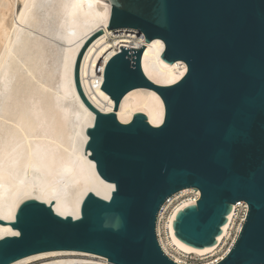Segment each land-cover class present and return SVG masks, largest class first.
Masks as SVG:
<instances>
[{
    "label": "water",
    "instance_id": "obj_1",
    "mask_svg": "<svg viewBox=\"0 0 264 264\" xmlns=\"http://www.w3.org/2000/svg\"><path fill=\"white\" fill-rule=\"evenodd\" d=\"M108 1L107 31L131 28L145 42L160 39L163 61H182L187 71L172 85H155L141 69L145 46H120L100 87L113 111L102 113L84 97L78 69L103 30L85 42L74 69L78 94L95 114L85 150L114 189L108 200L87 193L77 219L55 214L53 201H23L13 222L0 221L19 233L0 239V264L58 250L92 253L107 264H178L162 250L156 222L165 200L187 188L200 197L175 215L180 241L198 249L215 245L232 204L243 200L242 229L216 264H264V0ZM138 87L161 97V125H150L142 113L118 121L121 99ZM225 128L234 134L225 137Z\"/></svg>",
    "mask_w": 264,
    "mask_h": 264
},
{
    "label": "bare ground",
    "instance_id": "obj_2",
    "mask_svg": "<svg viewBox=\"0 0 264 264\" xmlns=\"http://www.w3.org/2000/svg\"><path fill=\"white\" fill-rule=\"evenodd\" d=\"M110 12L108 0H0V221L13 222L18 206L29 199L47 206L53 201L50 208L55 214L77 219L87 193L108 200L114 189L98 175L88 157L90 152L85 150L86 129L95 114L80 98L74 79L79 51L92 35L104 32L85 48L78 79L88 103L102 113L113 111V100L100 87L105 65L120 46H145L141 69L155 85H172L185 75L184 62L163 61L164 43L160 39L145 42L131 28L107 31ZM136 113L144 114L152 126L161 125V97L149 88L129 90L115 114L119 122L129 123ZM190 203L172 209L160 236L163 251L176 263L188 254L201 256L213 249L194 248L175 236V215ZM224 230L225 226L217 241ZM14 233L17 231L9 224H0V239ZM9 264L107 261L92 253L58 250Z\"/></svg>",
    "mask_w": 264,
    "mask_h": 264
},
{
    "label": "built area",
    "instance_id": "obj_3",
    "mask_svg": "<svg viewBox=\"0 0 264 264\" xmlns=\"http://www.w3.org/2000/svg\"><path fill=\"white\" fill-rule=\"evenodd\" d=\"M199 197H200V192L196 188H187L185 190H181L171 195L169 198L165 200V202L162 204L158 212L157 222H156V237L160 246H161L160 236H163L167 215L172 211V209L179 206L180 204L190 203V202L192 203H190L189 205L195 204L196 201L199 199ZM247 211H248V205L243 200L237 201L234 204H232L231 210L229 214L226 216L227 219L226 223L221 227L222 229L225 226V230L223 231L220 240L217 241L215 245H213V249L207 254L201 256L188 254L183 258L182 262L178 264H216L220 259H222L226 255V253L235 243L244 224ZM159 216H161V218L159 219L158 222ZM158 224H159V231L157 230Z\"/></svg>",
    "mask_w": 264,
    "mask_h": 264
},
{
    "label": "snow or ice",
    "instance_id": "obj_4",
    "mask_svg": "<svg viewBox=\"0 0 264 264\" xmlns=\"http://www.w3.org/2000/svg\"><path fill=\"white\" fill-rule=\"evenodd\" d=\"M157 43H159V41H157ZM234 133H233V129H231V128H225L224 130H223V135L225 136V137H228V136H231V135H233ZM14 235H19V233H14Z\"/></svg>",
    "mask_w": 264,
    "mask_h": 264
},
{
    "label": "rangeland",
    "instance_id": "obj_5",
    "mask_svg": "<svg viewBox=\"0 0 264 264\" xmlns=\"http://www.w3.org/2000/svg\"><path fill=\"white\" fill-rule=\"evenodd\" d=\"M59 44H61L60 42H58ZM91 260V261H95L94 259H92V258H87V260Z\"/></svg>",
    "mask_w": 264,
    "mask_h": 264
}]
</instances>
